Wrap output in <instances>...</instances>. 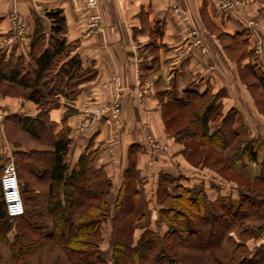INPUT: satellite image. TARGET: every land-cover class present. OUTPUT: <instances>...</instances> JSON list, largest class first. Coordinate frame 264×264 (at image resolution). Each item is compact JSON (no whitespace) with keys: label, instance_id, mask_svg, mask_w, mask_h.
Listing matches in <instances>:
<instances>
[{"label":"trees","instance_id":"16d2710c","mask_svg":"<svg viewBox=\"0 0 264 264\" xmlns=\"http://www.w3.org/2000/svg\"><path fill=\"white\" fill-rule=\"evenodd\" d=\"M46 15L52 21L50 31L45 30L40 19L36 20L28 53L33 59L28 67L23 55L14 52L7 55L0 49V85L5 82L12 89L26 90L23 96L39 106L35 116L10 114V120L32 138L46 140L51 146L50 149H17L28 160L29 172L49 184L46 212L50 224L42 211L32 214L25 208L23 215H8L0 185V239L13 255L18 260L24 259L42 247L43 240H50L66 255L65 261L57 260L54 264H264V244L251 250L246 243L264 231V187L238 185L237 198L228 195L211 199L203 185H184L185 176L161 172L156 188L160 204L157 225L167 226L161 231L150 227L148 213L144 211L145 179L138 167L137 145L129 149L128 165L113 210L110 206L113 181L104 167L97 165L98 149L89 144L71 165L69 152L73 138L68 117L74 109L67 106L57 130L50 111L62 103L53 95L76 98L81 85L96 72L83 66L75 53L77 42H69L62 35L66 27L62 11L52 10ZM217 34L229 56L241 59L255 55L254 48H249V32L232 36L218 30ZM59 59L63 60L59 62ZM251 70L264 86V71L257 64L251 65ZM159 99L167 114L168 104L181 109L169 115L168 127L175 115L190 113L185 126L172 132L185 148H189L190 141L198 139L220 150L227 166L241 174L245 173L243 168L257 162L261 168L253 181L264 184V161L259 151L262 142L240 133L235 110L226 113L217 110L218 94L211 88L202 93L187 88L181 94L170 89L160 92ZM211 122L216 125L213 131ZM1 173L0 169V178ZM252 219L260 223L253 225ZM108 222L111 224L109 247L102 249L103 228ZM217 225H220L218 231ZM13 227L15 233L10 239ZM138 227H143V231L136 236ZM236 228L240 242L234 245L230 259L225 260L217 252L226 241L234 240L232 232ZM31 231L41 234L42 239H34Z\"/></svg>","mask_w":264,"mask_h":264},{"label":"crops","instance_id":"0c3cea01","mask_svg":"<svg viewBox=\"0 0 264 264\" xmlns=\"http://www.w3.org/2000/svg\"><path fill=\"white\" fill-rule=\"evenodd\" d=\"M16 1L0 0V45H5L8 53L25 55L37 19L50 31L52 21L47 16L44 18L41 10L46 13L60 9L66 20L62 35L69 42H77L75 53L83 66L96 72L81 85L73 101L76 111L68 117L73 138L69 152L71 165L91 144L98 149L97 165L104 167L113 185L119 188L128 165L129 149L137 145L138 167L148 181L145 189H150L159 173L165 172L185 176L187 185H203L211 199L238 197L236 183L216 181L209 186L190 175L183 145L168 131L169 116L159 93L175 89L181 94L187 88L202 93L211 88L218 94L223 113L229 110L238 113L240 133L262 142L259 151L264 161V113L246 83L252 75L251 65L257 64L264 70V0H246L245 6L229 13L221 12L216 0H95L93 6L88 0ZM175 5L188 10L207 43V53L196 50L193 54L184 53L187 25L180 19ZM14 10L27 19L26 35L6 44ZM253 17L259 24L257 36L251 34L247 25ZM218 30L232 36L249 32V48L255 50V44L260 41L262 50L255 51L253 57L233 58L225 50ZM114 101L120 103L119 115H108L88 127L82 126L89 115L87 108ZM4 102L7 101L0 98V103ZM24 104L30 109H14L12 113L18 117L35 116L38 105L28 99ZM66 110L63 105L51 111L53 120L60 123L58 128ZM0 139L10 144L1 132ZM151 140L161 145L167 143L169 149L155 148ZM252 164L256 167L249 164L242 171L251 176L258 174L260 164ZM45 186L49 191V184ZM261 244L264 237L252 250Z\"/></svg>","mask_w":264,"mask_h":264},{"label":"rangeland","instance_id":"374dc122","mask_svg":"<svg viewBox=\"0 0 264 264\" xmlns=\"http://www.w3.org/2000/svg\"><path fill=\"white\" fill-rule=\"evenodd\" d=\"M13 3H16V0H12ZM247 3H245L243 6H245ZM242 6V7H243ZM41 14L44 16H47L44 10H41ZM17 17L21 19V22L23 26L21 27V31H16L13 29V18ZM48 17V16H47ZM45 18V17H44ZM49 18V17H48ZM50 19V18H49ZM191 19V17H190ZM251 21L254 22L255 27L258 29V21L256 20L255 17L250 19ZM191 21H193L191 19ZM194 24V22H192ZM10 32L8 33L7 36V42L6 44H11L15 43L19 38H24L26 35V30H27V19L25 16L21 15L18 13V11L14 10L13 13L10 15ZM195 25V24H194ZM196 26V25H195ZM37 28V23L36 27L31 35V38L33 34L35 33ZM198 28V27H197ZM199 29V28H198ZM201 36V35H200ZM32 41V39H31ZM204 44L207 47L208 52V46L207 43L203 40ZM5 46V45H4ZM0 45L1 51L5 52L7 55L9 53L7 52L6 47ZM262 48V46H261ZM30 50V49H29ZM29 50H27L26 54H17V52L12 51L15 53V55H23L24 56V63L26 67H28V62L33 59V57L29 56ZM262 50V49H261ZM195 51V50H194ZM193 50L187 51V48H185L184 53L186 55L193 54ZM198 51V50H196ZM256 51V49H255ZM261 52V51H260ZM11 53V52H10ZM63 59H59L58 61H62ZM34 63V62H33ZM262 71H264L261 68ZM249 80H246V83L248 85V88L250 90V93L253 95V98L257 101L261 112L264 113V86L261 84V82L258 80L257 76H255L252 72L251 76H248ZM26 90L21 89V88H15L12 89L11 87L7 86L5 82H2L0 85V98L5 99L3 104L0 103V132L2 135L5 134L7 140L9 141L8 144L6 141H4L3 144L2 140L0 139V169L2 172L3 166L8 163V162H14L15 165L18 168V176L21 184V191L24 199V204L26 210L30 211V213H37L39 211H42L47 219L46 222L48 224L51 223V218L47 216L46 212V204H47V197L49 191H47V188L45 186L46 183L39 181L37 178H35L28 169V160H26L25 156L17 153L16 148H25V149H49L50 145L46 140H36L32 138L26 131H24L21 127H19L17 124H15L12 120H10L9 116L10 114H13L12 111H15L14 109H30V107L25 103V100H27L23 94ZM54 98H59L62 102L61 106H65L67 108L71 107L74 109L73 113H75L76 108L73 106V101L75 98L72 99H67L65 96L60 95V94H55L53 95ZM101 106V105H100ZM167 112L169 115H174L176 114L175 111H180L181 109L176 108L174 105H167ZM96 107H91L87 108L86 111L92 110ZM221 110V107L219 106L217 110ZM37 113L39 112V106H37ZM53 110V109H52ZM51 110V111H52ZM50 111V115H51ZM187 111V110H185ZM121 112V111H120ZM188 112V111H187ZM36 113V114H37ZM183 113V111H182ZM91 114V112L89 113ZM190 113L184 112L183 114H177L175 117L172 119V123L170 124V127L167 126L168 131L173 132L177 128L181 126H185V124L188 122ZM105 117V116H104ZM52 118V117H51ZM53 120V118H52ZM55 121V120H54ZM57 123L56 129L58 130V125L60 124L59 122L55 121ZM84 123V121H83ZM82 123L83 127H88L89 125L95 123H89L87 125H84ZM211 128L210 130H214L216 128V125L214 122H211ZM177 140V139H176ZM192 140V139H191ZM181 142V141H179ZM182 143V142H181ZM190 146L189 148H185L184 144L183 145V154L185 161L188 163L189 167V173L194 177L196 180H203L205 183L209 186H212V183H215L216 181H221V182H226V183H236L237 185H242L244 187H250V188H262L264 187V184H259L253 181L254 176H251V173H238L233 171L229 166H227V163L224 159L223 153L218 150L214 149L211 146L204 145L202 142H200L198 139H193L192 141L189 142ZM160 144V143H158ZM17 145L19 147H17ZM164 148H159V149H169V146L167 143H165ZM234 146V145H233ZM16 147V148H15ZM157 148V146H155ZM230 150V149H229ZM250 166L256 167L254 164L250 163ZM2 174V173H1ZM158 178L155 179V182L153 186L149 185L150 189H145L146 184L148 181L145 179L144 183V196H143V207L144 211L149 217L148 223L152 229L158 230L160 229L161 231H165L167 229L166 224L162 223L159 226L157 225V221L160 219L159 216V209H160V204L157 198V191L156 188L158 186ZM112 179V178H111ZM205 179V180H204ZM123 181V179H122ZM182 184H187L186 178L182 180ZM193 184V183H192ZM198 185V184H197ZM199 186V185H198ZM118 187L113 185L111 194H110V206L111 209L113 210L114 206V199L117 194ZM178 191V190H174ZM189 213V212H188ZM192 213V212H190ZM185 216V215H184ZM35 219H39V217L35 216ZM198 219V218H197ZM40 220V219H39ZM250 223L258 224L260 223L259 220L252 219L250 220ZM38 224V223H37ZM220 225L216 226V230H219ZM14 230H12L9 233V236L12 238L15 233V227H13ZM143 231V227H138L136 228L135 234L136 236H139ZM32 234V237L34 239L41 240V234H38L36 232H30ZM110 235H111V224L110 222L106 223L103 228V241L101 243L102 249H108L109 247V240H110ZM234 240L232 242L226 241L222 247L221 250H218L217 254L221 256V258L228 260L230 259L229 256L231 255V251L234 248V245L236 243L240 242L239 235H238V228L234 229L232 232ZM215 236V235H214ZM217 236V233H216ZM264 237V231L260 233L258 236L251 237L249 238L246 243L248 244L249 249L252 250L253 247L256 246V244ZM44 245L40 247L37 251L28 254L25 256L24 259L18 260L12 253V250L10 249L9 246H7L1 239H0V264H24L26 261L27 263H30L32 261L33 264H54L57 260H66V255L65 253L60 249L59 246H56L52 244L50 240H43ZM68 263V262H67Z\"/></svg>","mask_w":264,"mask_h":264},{"label":"built area","instance_id":"2783aa9c","mask_svg":"<svg viewBox=\"0 0 264 264\" xmlns=\"http://www.w3.org/2000/svg\"><path fill=\"white\" fill-rule=\"evenodd\" d=\"M218 8L223 13L232 12L238 8H241L246 0H216ZM88 4L93 6L95 4V0H88ZM176 10L179 13L180 19L187 25V39H186V48L187 51L198 50L201 53H205L207 50L206 45L203 42L202 37L200 36L199 29L195 26L190 19V15L188 14V10L175 5ZM248 29L252 35H258V29L255 27L254 22L249 20ZM23 26L21 19L14 17L13 18V29L16 31H21V27ZM261 42L258 41L255 44V49L257 52L261 51ZM121 111L120 103L118 101H114L112 103H105L101 106H98L92 110H89V114L85 120L84 125L92 123L96 120L103 118L104 116L119 115ZM154 147L164 148L163 145L158 144L151 140ZM1 192L2 197L5 203L6 211L10 216H20L25 213V204L21 191V184L17 172V167L14 162H8L3 166L2 174L0 178Z\"/></svg>","mask_w":264,"mask_h":264}]
</instances>
